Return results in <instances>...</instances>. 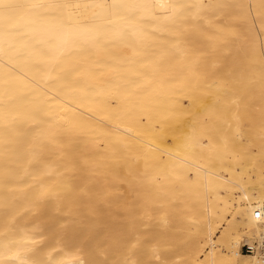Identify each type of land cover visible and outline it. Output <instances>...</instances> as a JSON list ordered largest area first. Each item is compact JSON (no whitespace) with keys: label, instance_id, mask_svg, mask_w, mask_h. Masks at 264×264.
<instances>
[{"label":"bare ground","instance_id":"6f19581e","mask_svg":"<svg viewBox=\"0 0 264 264\" xmlns=\"http://www.w3.org/2000/svg\"><path fill=\"white\" fill-rule=\"evenodd\" d=\"M264 0H0V264H264Z\"/></svg>","mask_w":264,"mask_h":264},{"label":"built area","instance_id":"2783aa9c","mask_svg":"<svg viewBox=\"0 0 264 264\" xmlns=\"http://www.w3.org/2000/svg\"><path fill=\"white\" fill-rule=\"evenodd\" d=\"M264 215L262 210H255L253 213L254 219L258 220ZM261 236L254 242L244 243L240 246V252L245 254H255L260 259L264 260V227H262Z\"/></svg>","mask_w":264,"mask_h":264},{"label":"rangeland","instance_id":"374dc122","mask_svg":"<svg viewBox=\"0 0 264 264\" xmlns=\"http://www.w3.org/2000/svg\"><path fill=\"white\" fill-rule=\"evenodd\" d=\"M244 243H248V242H244ZM244 243H243V244H244ZM242 254H245V253H242Z\"/></svg>","mask_w":264,"mask_h":264}]
</instances>
